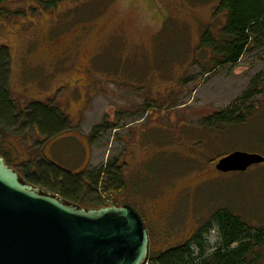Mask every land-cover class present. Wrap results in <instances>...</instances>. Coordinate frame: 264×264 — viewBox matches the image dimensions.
Instances as JSON below:
<instances>
[{"label":"rangeland","instance_id":"obj_1","mask_svg":"<svg viewBox=\"0 0 264 264\" xmlns=\"http://www.w3.org/2000/svg\"><path fill=\"white\" fill-rule=\"evenodd\" d=\"M12 1L10 12L20 6ZM43 1L31 16L0 18V48L11 56L18 109L41 103L69 124L54 139L8 137L14 169L23 176L46 158L96 178L112 166L124 185L102 178L91 197L140 214L151 258L185 245L218 210L264 228V165L215 169L234 152L264 156V44L253 38L238 63L215 66L228 20L223 0ZM207 32L214 51L201 45ZM231 108L242 124L208 127ZM203 236L210 255L218 231ZM255 256L264 264V249Z\"/></svg>","mask_w":264,"mask_h":264},{"label":"trees","instance_id":"obj_2","mask_svg":"<svg viewBox=\"0 0 264 264\" xmlns=\"http://www.w3.org/2000/svg\"><path fill=\"white\" fill-rule=\"evenodd\" d=\"M56 0L43 1L42 4L54 5ZM41 4V0H40ZM220 9L227 14V24L221 31L223 47L220 49L219 61L214 60L216 67L235 65L247 52L253 38L264 44V0H223ZM6 17V16H5ZM207 32L201 41L203 48L214 51V40ZM201 47V48H202ZM217 55V54H216ZM11 56L6 47L0 48V156L8 166L11 165L9 152L5 150V140L17 136L31 139L33 132H38L47 140L57 138L66 131L68 120L56 113L50 106L33 103L24 110L18 109L10 94ZM235 110L229 109L218 114L208 127L230 124H242L244 117L235 119ZM227 122V123H226ZM44 161L45 165H40ZM44 164V163H41ZM36 171L27 170L22 178L34 185L65 200L84 208H103L121 205H109L101 198H92L91 189L106 179L119 187L124 185L118 172L112 166L101 170L96 178H84L83 173L72 174L42 158L36 164ZM16 170V169H15ZM17 171V170H16ZM18 172V171H17ZM19 173V172H18ZM20 174V173H19ZM210 227L218 231L217 250L208 255L205 238ZM258 249H264V228H254L228 209L218 210L213 219L185 245L170 249L160 255L149 254L147 262L153 264H257L260 256L250 261V256Z\"/></svg>","mask_w":264,"mask_h":264},{"label":"water","instance_id":"obj_3","mask_svg":"<svg viewBox=\"0 0 264 264\" xmlns=\"http://www.w3.org/2000/svg\"><path fill=\"white\" fill-rule=\"evenodd\" d=\"M264 156L234 152L215 169L246 173ZM150 239L130 206L84 208L28 184L0 156V264H147Z\"/></svg>","mask_w":264,"mask_h":264},{"label":"flooded vegetation","instance_id":"obj_4","mask_svg":"<svg viewBox=\"0 0 264 264\" xmlns=\"http://www.w3.org/2000/svg\"><path fill=\"white\" fill-rule=\"evenodd\" d=\"M29 1H32L33 6L25 8L23 4ZM11 3H13L12 0H0V18H3L5 16L6 17H9V16H13V17H24V16L26 17L27 16L28 17L33 14H36L40 10V0H15L14 3L20 4V6L17 8H11V12H10L8 5H12ZM4 25L5 23H3V20H1L0 29L4 27ZM142 220H143L144 226L148 232L149 239H150V231L147 228L146 223L143 218ZM149 253H150V248H149Z\"/></svg>","mask_w":264,"mask_h":264}]
</instances>
